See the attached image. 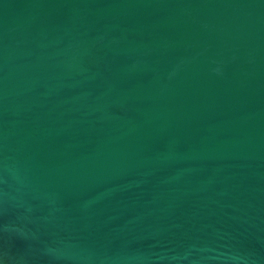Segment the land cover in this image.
<instances>
[{"label":"water","instance_id":"95a60500","mask_svg":"<svg viewBox=\"0 0 264 264\" xmlns=\"http://www.w3.org/2000/svg\"><path fill=\"white\" fill-rule=\"evenodd\" d=\"M0 264H264V0H0Z\"/></svg>","mask_w":264,"mask_h":264}]
</instances>
